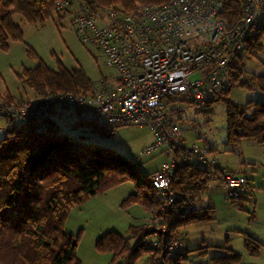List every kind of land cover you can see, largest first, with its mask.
Wrapping results in <instances>:
<instances>
[{
  "label": "trees",
  "instance_id": "1",
  "mask_svg": "<svg viewBox=\"0 0 264 264\" xmlns=\"http://www.w3.org/2000/svg\"><path fill=\"white\" fill-rule=\"evenodd\" d=\"M167 1L91 0V5L94 9L120 5L128 12H137L143 6ZM55 2L0 0V49L8 50L11 41H25L24 31L15 22L14 14L23 15L28 23L42 25L54 14L61 18L55 10ZM241 12V0H226L220 18L232 26L240 18ZM263 31L264 11L262 23L250 39V53L262 49L260 39ZM28 53L37 59L38 64L34 68H24L18 75L25 84L43 96L41 100L56 92L87 93L91 89L92 80L82 67L68 68L59 61L55 69L50 68L31 47H28ZM239 69L235 81L241 79L244 65ZM249 77L264 93V73L251 72ZM240 85H248V82L241 81ZM230 90H224L218 97L207 100L200 111L210 116L211 107L223 102L226 106L228 143L236 144L243 138H249L264 144V100L237 103L228 97ZM179 110L181 108L175 110L176 114ZM76 124L91 125L105 135H113L116 129L83 121ZM184 150L176 152L178 163L171 177V189L178 197L166 213L160 214L159 194L151 180L154 172L142 173L138 162L109 147L75 144L72 136L60 131V126L38 132L35 120H28L7 127L0 138V264H82L77 258L81 232L72 235L65 231L70 212L91 197L127 181L135 182L138 190L124 204H142L147 211L162 217L170 230L163 234L158 229L134 225L129 228L130 237L110 230L98 239L96 248L101 252L113 253L111 264H137L147 255L150 256V264H158L153 261L157 254L165 256V264H180L185 258L171 256L164 246L153 245L149 238L161 233L164 240L172 242L177 238L178 227L214 219L213 206H205L198 212L194 204L206 191L210 181L222 172L217 167L201 166L190 161ZM230 198L241 209L248 201V197L241 195ZM254 216L253 210L251 217ZM246 247L251 255L256 256L262 244L247 235ZM221 248L226 249V254L213 257L212 264L240 263L241 255L238 252L229 246ZM118 260L122 261L116 263Z\"/></svg>",
  "mask_w": 264,
  "mask_h": 264
},
{
  "label": "built area",
  "instance_id": "2",
  "mask_svg": "<svg viewBox=\"0 0 264 264\" xmlns=\"http://www.w3.org/2000/svg\"><path fill=\"white\" fill-rule=\"evenodd\" d=\"M225 2L169 0L128 12L120 5L94 9L91 0H56L59 14L73 13L80 41L95 46L115 73L92 81L87 93L56 92L42 100L0 95L4 131L35 120L36 130L46 132L58 126L56 117L68 116V108L75 121L107 128L147 126L154 140L143 154L163 149L167 159L151 179L160 198L159 212L166 213L178 197L171 189L176 152L185 149L201 166L215 164L206 147L185 145L177 104L203 106L231 88L263 20L264 0H241L240 18L228 26L220 18ZM222 172L230 197L244 192L245 176ZM178 245L175 240L170 246L174 250Z\"/></svg>",
  "mask_w": 264,
  "mask_h": 264
},
{
  "label": "rangeland",
  "instance_id": "3",
  "mask_svg": "<svg viewBox=\"0 0 264 264\" xmlns=\"http://www.w3.org/2000/svg\"><path fill=\"white\" fill-rule=\"evenodd\" d=\"M60 15V19L54 14L44 24L39 25L28 23L19 13L14 14L15 22L24 31L25 41H12L8 50L0 49V95H11L14 99L30 96L33 89L18 75L24 68H34L38 64L37 59L29 55L28 47L34 49L50 68L55 69L59 61L68 68L82 67L92 81L115 73V69L107 65L106 59L95 46L80 41L73 26V13ZM260 42L262 49H255L244 56L245 71L241 79L231 87L228 97L237 103L246 104L252 100H264V93L249 77L251 72L264 73V31ZM241 81H247L248 85H240ZM41 97L43 96L39 95L37 98ZM177 106L181 110L179 116L178 113L176 116L182 123L183 137L187 145L196 143L213 148V153L223 154L225 160L231 162L238 160L236 153L227 149L235 144L228 143L226 106L223 102H217L211 107L210 116L200 111L201 106L197 107L191 102ZM66 112L68 116L59 118L60 131L72 136L75 144H97L112 148L127 158L140 162L142 173H153L154 169L161 167L163 162L167 161L163 149L149 155L143 154L144 148L154 140L153 131L145 125L119 126L113 135H105L94 130L91 125H77L72 109L68 108ZM6 125L7 121L0 118V138L4 135ZM252 142L256 141L243 138L236 143L243 149L245 160H257L255 165L248 164L250 162L240 164L241 168L246 169L244 174L240 175L245 176L248 182L251 180L249 177L255 166L259 167V173L262 172L261 163L264 161V147H258L259 145ZM232 167L238 168L236 164H232ZM222 175L223 172L220 171L218 179H221ZM137 190L135 182L127 181L91 197L72 209L65 223V231L72 235L81 232L77 258L82 264H111L113 253L101 252L96 248L98 239L109 230L115 229L125 237L131 236L129 228L134 225L158 229L163 234L169 232L170 229L158 214L149 212L144 207L139 209V204H124L133 192L137 193ZM203 196L205 200L211 198L215 209L214 219L191 222L178 227L177 238L172 242L164 240L165 237L161 233L156 234L149 238L152 244L164 246L165 251L175 256L178 255L176 253L178 251L171 253L173 250L170 245H173L175 240L178 242L181 236L187 245L184 249L187 259L181 260L180 264H212L214 256L226 254V249L221 248L223 246H230L241 255L239 264H264V257L260 255V251L254 256L246 247L249 233L252 234L254 231L264 233V222H262L264 214L260 211L259 217L256 214L251 217L253 208L248 201L244 202L241 209L232 203L229 194L224 196L222 189H218L215 195L206 190ZM140 210L147 211L148 216L140 218ZM136 217L140 220L137 221ZM133 223L135 224L132 225ZM149 259V255L144 256L137 261V264H150ZM121 261L118 260L116 263ZM153 261L158 264L167 262L163 254H157Z\"/></svg>",
  "mask_w": 264,
  "mask_h": 264
},
{
  "label": "crops",
  "instance_id": "4",
  "mask_svg": "<svg viewBox=\"0 0 264 264\" xmlns=\"http://www.w3.org/2000/svg\"><path fill=\"white\" fill-rule=\"evenodd\" d=\"M12 42V41H11ZM10 42V43H11ZM30 96H28V97H23V96H20L19 98H17V99H20V100H23V99H30V100H38V99H40V98H37V97H39V94H37L34 90H32V92L29 94ZM35 97V98H34ZM179 114V113H178ZM179 116V115H178ZM65 116H63V115H59L58 117H56V119H57V122H58V126H60L59 125V118L61 119V118H64ZM153 141V140H152ZM184 142H185V138H184ZM252 143H254V144H256L258 147H264V144H260V143H258L257 144V142H252ZM194 144H196V143H194ZM185 145L186 146H191V145H187L186 144V142H185ZM193 145V144H192ZM207 148V147H206ZM209 151H210V158H211V160H213V161H215V164L214 165H212V167H217V168H219V169H227V170H229L232 174H238V175H240L241 173L242 174H244L243 172H245L246 171V169H245V167H243V168H241V162H250V163H248V164H254V163H257V160H255V161H251V160H245V158L243 157L244 156V151H243V149H241L240 148V146L238 145V144H235V145H233L232 147H228L227 149H228V151H233V152H235L236 153V155H237V159L238 160H236V161H233V162H231V161H228V160H225L224 158H223V154H215V153H213L214 152V150H213V148H207ZM262 159V158H261ZM194 160V159H193ZM263 160V159H262ZM190 161H192L191 159H190ZM138 162V161H137ZM193 162V161H192ZM252 162V163H251ZM139 163V165H140V162H138ZM165 162H163V164H164ZM162 164V165H163ZM232 164H236L237 166H238V168L237 169H235V168H233L232 167ZM162 165H161V167H162ZM255 165V164H254ZM261 166H262V172L261 173H259V167H256L255 166V168L252 170V174L250 175V179L252 180H249V182L247 183V185H246V187H245V190H244V192L243 193H240V195L243 197V196H245L246 198H247V200H248V203H250V205H252V208H253V210L255 211V214L256 215H258V217H259V212L261 211L263 214H264V161L261 163ZM161 167H159V168H156V169H154L153 171H157V170H159V169H161ZM150 173V172H149ZM147 174V173H146ZM219 177L217 176L216 178H215V180H213V181H210V183H209V185H208V188L206 189L207 190V192H210L211 194H214L215 195V193H216V191L218 190V189H222L223 190V194H224V196L226 195V194H228V188H227V186L225 185V183H224V181H223V178H221V179H218ZM212 183V184H211ZM250 183V184H249ZM206 192V191H205ZM132 194H134V192L132 193ZM131 194V195H132ZM204 193H202L201 194V196H200V200L198 201V202H195V207H194V209L195 210H198V212H201L202 211V209H203V207H205V206H213L214 207V205H213V203H212V201H211V198H209L208 200H205L204 199ZM137 205L139 204V203H136ZM197 204V205H196ZM139 209H142V207L143 206H141L140 204H139ZM144 210V209H143ZM143 210H140V214H141V217L140 218H142V217H147L148 216V212L146 211V212H144ZM252 210V211H253ZM251 211V212H252ZM144 213H146V215H144ZM140 218H138V217H136V220L138 221V220H140ZM264 220V218H262V222H264L263 221ZM135 223H133L132 225H134ZM264 227V226H263ZM113 230H115V229H113ZM250 230V229H249ZM110 231V230H109ZM264 231V230H263ZM108 232V231H107ZM106 233V232H105ZM105 233H103V235L105 234ZM255 240H257L260 244H262V247H261V249H260V255L261 256H263L264 257V233H257L256 231H254V232H252V234L251 233H249ZM186 244H185V241H184V239H181V236H180V238H179V245H178V247H176L173 251H171V253H175L176 251H178V252H176L178 255H175V256H182L183 258H186L187 259V256L184 254L185 253V248H186ZM221 246V245H220ZM230 247V246H229ZM190 248H193V247H190ZM231 249H233L234 250V248H232V247H230ZM178 249H180V250H178ZM235 251V250H234ZM188 252V251H187ZM246 252V251H245ZM188 254V253H187ZM225 255V254H224ZM259 255V256H260ZM173 256V255H172ZM174 256V257H175ZM220 256H223V255H220ZM214 257H216V256H214ZM252 264H254V263H252Z\"/></svg>",
  "mask_w": 264,
  "mask_h": 264
},
{
  "label": "bare ground",
  "instance_id": "5",
  "mask_svg": "<svg viewBox=\"0 0 264 264\" xmlns=\"http://www.w3.org/2000/svg\"><path fill=\"white\" fill-rule=\"evenodd\" d=\"M243 65H244V64H243ZM241 69H242V68H241ZM239 70H240V69H239ZM243 70H244V69H243ZM244 71H245V70H244ZM242 73H244V72H242ZM251 75H252V74H251ZM236 80H237V79H236ZM235 82H236V81H235ZM235 82H234V83H235ZM227 90H228V89H227ZM188 158H189V157H188ZM179 160H180V159H179ZM177 163H178V162H177ZM139 172H140V171H139ZM141 172H142V171H141ZM153 187H154V186H153ZM249 236H250V235H249Z\"/></svg>",
  "mask_w": 264,
  "mask_h": 264
}]
</instances>
